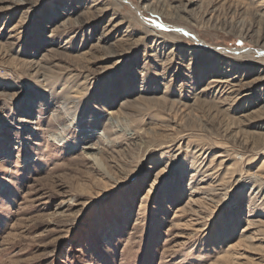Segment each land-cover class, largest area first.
Here are the masks:
<instances>
[{
	"label": "rangeland",
	"instance_id": "374dc122",
	"mask_svg": "<svg viewBox=\"0 0 264 264\" xmlns=\"http://www.w3.org/2000/svg\"><path fill=\"white\" fill-rule=\"evenodd\" d=\"M0 264H264V0H0Z\"/></svg>",
	"mask_w": 264,
	"mask_h": 264
},
{
	"label": "bare ground",
	"instance_id": "6f19581e",
	"mask_svg": "<svg viewBox=\"0 0 264 264\" xmlns=\"http://www.w3.org/2000/svg\"><path fill=\"white\" fill-rule=\"evenodd\" d=\"M117 24H118V23H117ZM117 24L114 25V27L117 26ZM213 82H216V83H224L225 81H219V82H218V81H213ZM214 84H215V83H214ZM228 85H231V88H234V87H235V85H233L232 83H229ZM229 92H230V93L233 92V89H231ZM58 137H60V136H58ZM60 138H61V137H60ZM55 139H56V138H55ZM58 141L61 142L62 139H59ZM94 158H95V157H94ZM95 160L98 161L97 158H96Z\"/></svg>",
	"mask_w": 264,
	"mask_h": 264
}]
</instances>
